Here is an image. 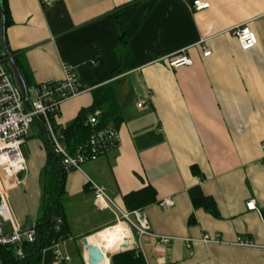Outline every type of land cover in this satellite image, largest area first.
I'll use <instances>...</instances> for the list:
<instances>
[{"label":"crops","instance_id":"0c3cea01","mask_svg":"<svg viewBox=\"0 0 264 264\" xmlns=\"http://www.w3.org/2000/svg\"><path fill=\"white\" fill-rule=\"evenodd\" d=\"M192 1L5 0L6 42L29 80V96L37 84L62 79L64 66L83 85L60 103L56 133L92 104L93 90L107 85L121 117L116 145L82 163V171L64 173L60 205L69 234L58 248L69 260L57 264H88L84 236L104 252L108 247V264L112 254L132 248L146 264H264V0H202L207 6L199 11L190 9ZM244 23L257 36L248 50L231 33ZM177 53L192 64L171 68L168 58ZM138 99L145 105L137 106ZM50 144L35 117L22 146V184L4 177L22 229L41 215ZM87 176L125 211H131L125 194L152 187L155 201L140 209L152 235L133 236L120 249L128 226L120 220L109 226L118 215L94 202ZM194 189L214 200L217 214L192 204ZM166 197L174 204L163 209ZM250 200L253 210L246 208ZM204 234H218L220 242L204 243ZM238 236L252 245L235 244ZM52 252L49 264L53 246Z\"/></svg>","mask_w":264,"mask_h":264},{"label":"built area","instance_id":"2783aa9c","mask_svg":"<svg viewBox=\"0 0 264 264\" xmlns=\"http://www.w3.org/2000/svg\"><path fill=\"white\" fill-rule=\"evenodd\" d=\"M41 3L49 5L50 0H41ZM206 6L207 3L202 0H193L189 4L192 11H199ZM231 33L237 39L242 50L251 49L257 44V36L247 23L236 25L231 29ZM210 53V48L203 47L204 56H208ZM191 64V57L184 53H177L168 58V65L171 68ZM83 89L81 81L72 69L64 66L62 79L44 81L35 86L34 100L31 101V105L28 107L2 58L0 50V247L13 246L18 257L23 256L21 244L24 241L32 242L35 231L33 227H29L27 230L22 229L16 222L8 200L4 177L11 176L15 184H22L23 175L27 170L22 146L29 137L33 119L35 117L42 119L52 150L61 157L64 172L74 169L82 171V163L96 159L118 142L116 128H96L97 115L99 114V111H96L90 114L85 122L93 128L85 147L79 148L75 153H69L64 147L62 135L56 133L52 121L56 117L60 103L65 99L76 96ZM145 103V100L138 99L137 106L142 107ZM87 179L93 192L94 202L112 209L118 215L117 221H122L130 228L132 236L140 238L144 235H152L149 222L140 209L131 211L121 209L102 185L88 176ZM173 204L174 201L169 197L160 201V206L163 209L169 208ZM246 208L248 210L255 209L254 201H247ZM5 223H9L10 232L6 231ZM158 238L161 242L168 240V237L165 236H159ZM201 241L204 243L220 242V237L218 234L214 237L204 234ZM234 243L243 246L252 245L249 239H243L239 236L236 237ZM58 245V242L53 243L54 259L52 264L69 260L68 257L62 255Z\"/></svg>","mask_w":264,"mask_h":264},{"label":"trees","instance_id":"16d2710c","mask_svg":"<svg viewBox=\"0 0 264 264\" xmlns=\"http://www.w3.org/2000/svg\"><path fill=\"white\" fill-rule=\"evenodd\" d=\"M0 6L4 11L5 26H7L9 16L5 0H0ZM119 40L121 41L119 43L120 48L122 47L121 43H125L121 30ZM0 50L7 66L8 60L1 44ZM8 70L11 72L9 68ZM24 80L26 85L29 86V80L26 76H24ZM92 94V104L86 109H81L74 119L60 130L62 143L66 146L69 153H75L79 148L85 147L93 131V128L85 123L89 114L96 110L100 111L96 125L97 129L111 127V125L113 128H117L119 124L121 117L113 87L111 85L99 87L93 90ZM49 147L48 161L42 170L44 183L42 186L41 215L33 227L35 231L34 240L32 242L24 241L21 244L22 257H18L15 254L13 246L0 247V264H49L53 258V243L63 241L68 237L69 229L64 221V214L60 205L65 172L62 169L61 157L52 150V145ZM123 198L128 210L142 209L144 206L155 201L156 193L152 187L147 186L125 194ZM190 199L195 207H202L212 214H217L214 200L210 196L204 195L199 189L190 191ZM110 264H146V262L142 254L135 248H132L112 254L110 256Z\"/></svg>","mask_w":264,"mask_h":264},{"label":"water","instance_id":"95a60500","mask_svg":"<svg viewBox=\"0 0 264 264\" xmlns=\"http://www.w3.org/2000/svg\"><path fill=\"white\" fill-rule=\"evenodd\" d=\"M0 14H1V28H0V44L2 46L3 52L7 57V67L11 70L12 78L18 87L22 98L26 101L28 105H31V101L29 100V91L27 85L25 83L23 74L18 67L16 60L13 57V54L10 52L6 42V26H5V14L0 6ZM30 225H27L24 229L27 230ZM129 237H123L121 239V243L119 245L120 249L127 248L133 240L132 232L128 227ZM81 241L87 251V262L88 264H100L104 260V254L102 250L98 247V245L91 243L88 239V236H84L81 238Z\"/></svg>","mask_w":264,"mask_h":264},{"label":"rangeland","instance_id":"374dc122","mask_svg":"<svg viewBox=\"0 0 264 264\" xmlns=\"http://www.w3.org/2000/svg\"><path fill=\"white\" fill-rule=\"evenodd\" d=\"M29 99H30V101H33V100H34V92H33V89L30 90V96H29ZM116 224H117V220H116L114 223H112L111 225H109V226H114V225H116ZM109 226H107V227H109ZM103 228H106V227H103ZM103 228H101V229H103ZM101 229H99V230H101ZM99 230L93 231V232L90 233V234H94V233H96V232L99 231ZM105 253H106L107 256H109V255H108V247L105 249Z\"/></svg>","mask_w":264,"mask_h":264},{"label":"bare ground","instance_id":"6f19581e","mask_svg":"<svg viewBox=\"0 0 264 264\" xmlns=\"http://www.w3.org/2000/svg\"><path fill=\"white\" fill-rule=\"evenodd\" d=\"M99 247V246H98ZM100 248V247H99ZM102 250V248H100ZM103 254H104V257H105V252L102 250ZM102 264H108L107 261L104 259L103 262H101Z\"/></svg>","mask_w":264,"mask_h":264}]
</instances>
